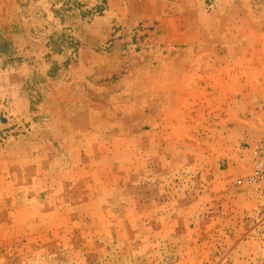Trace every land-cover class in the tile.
<instances>
[{
  "label": "rangeland",
  "instance_id": "rangeland-1",
  "mask_svg": "<svg viewBox=\"0 0 264 264\" xmlns=\"http://www.w3.org/2000/svg\"><path fill=\"white\" fill-rule=\"evenodd\" d=\"M0 264H264V0H0Z\"/></svg>",
  "mask_w": 264,
  "mask_h": 264
}]
</instances>
